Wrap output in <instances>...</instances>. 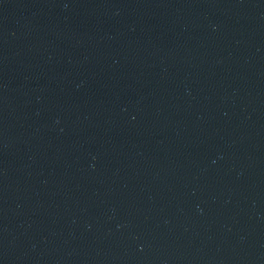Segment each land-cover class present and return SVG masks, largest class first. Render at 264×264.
<instances>
[{"label": "water", "instance_id": "obj_1", "mask_svg": "<svg viewBox=\"0 0 264 264\" xmlns=\"http://www.w3.org/2000/svg\"><path fill=\"white\" fill-rule=\"evenodd\" d=\"M0 264H264V0H0Z\"/></svg>", "mask_w": 264, "mask_h": 264}]
</instances>
